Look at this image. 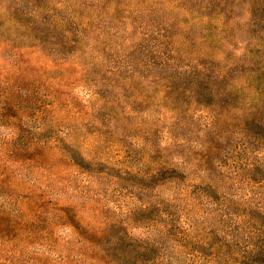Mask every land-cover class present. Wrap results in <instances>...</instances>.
Returning <instances> with one entry per match:
<instances>
[{"label": "rangeland", "instance_id": "obj_1", "mask_svg": "<svg viewBox=\"0 0 264 264\" xmlns=\"http://www.w3.org/2000/svg\"><path fill=\"white\" fill-rule=\"evenodd\" d=\"M249 1L0 0V264H116L117 233L151 246L163 135L210 115L196 93L251 43Z\"/></svg>", "mask_w": 264, "mask_h": 264}, {"label": "trees", "instance_id": "obj_2", "mask_svg": "<svg viewBox=\"0 0 264 264\" xmlns=\"http://www.w3.org/2000/svg\"><path fill=\"white\" fill-rule=\"evenodd\" d=\"M249 2L251 43L236 51L234 70L207 77L196 93L199 105L215 106L210 115L190 134L163 135L171 158L155 176L167 167L172 191L156 205L155 240L117 233L106 246L116 264H264V60L252 52L264 44V0Z\"/></svg>", "mask_w": 264, "mask_h": 264}]
</instances>
